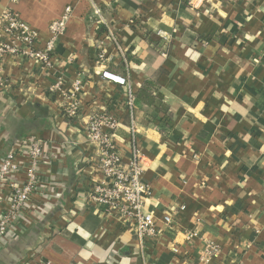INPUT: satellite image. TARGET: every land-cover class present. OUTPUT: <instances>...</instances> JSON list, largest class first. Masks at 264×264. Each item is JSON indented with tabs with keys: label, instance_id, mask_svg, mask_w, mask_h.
<instances>
[{
	"label": "crops",
	"instance_id": "crops-1",
	"mask_svg": "<svg viewBox=\"0 0 264 264\" xmlns=\"http://www.w3.org/2000/svg\"><path fill=\"white\" fill-rule=\"evenodd\" d=\"M68 6L52 67L0 61L8 82L0 86V164L21 139L62 149L43 166L50 185L36 197L42 213L0 247V264H264V0H0V16L19 13L44 47ZM104 68L126 76L135 93L157 84L154 105L136 103L147 209L159 229L145 251L123 217L86 197L89 113L117 116L125 161L132 151L126 87L103 79ZM60 75L66 89L83 83L73 122L66 97L50 90ZM206 244L219 253L203 260Z\"/></svg>",
	"mask_w": 264,
	"mask_h": 264
},
{
	"label": "built area",
	"instance_id": "built-area-1",
	"mask_svg": "<svg viewBox=\"0 0 264 264\" xmlns=\"http://www.w3.org/2000/svg\"><path fill=\"white\" fill-rule=\"evenodd\" d=\"M17 2L19 0H12ZM72 9L66 7L63 16L50 24V38L44 47H39V35L19 13L6 10L0 16V61L7 57L37 60L45 67L54 64L53 54L58 37L65 32L66 22ZM95 13L101 15L99 8ZM102 23L104 20H101ZM161 33V31H159ZM113 41L116 37L111 31L106 36ZM120 50L123 47H118ZM107 60L105 51L99 54V61ZM103 79L126 87L125 105L129 118L128 145L131 147L129 161L124 160L121 145L117 142L115 131L120 119L108 111H92L86 122V139L92 146L88 169L89 186L86 190L87 201L95 205H104V213L123 217L142 250H146L152 240L159 235L154 214L147 209L151 196L150 185L144 179L145 167L142 155L137 147L138 123L136 118V93L126 76L102 69ZM0 70V86L7 84ZM82 81L77 78L70 89L65 88L64 76L57 77L50 90L66 97L63 112L66 117L77 119L82 113L80 91ZM62 149H52L46 141L39 138H27L17 141L6 153L0 164V247L17 234L16 229H25L23 222L32 218V213L43 211L37 196L45 194L50 182L45 180L47 170L57 159ZM183 209V207H180ZM31 211L30 215H27ZM165 224L171 226L173 214L163 217ZM197 233L189 232L187 239L194 240ZM176 250V249H175ZM219 253L216 245L206 244L201 259L208 260Z\"/></svg>",
	"mask_w": 264,
	"mask_h": 264
},
{
	"label": "trees",
	"instance_id": "trees-1",
	"mask_svg": "<svg viewBox=\"0 0 264 264\" xmlns=\"http://www.w3.org/2000/svg\"><path fill=\"white\" fill-rule=\"evenodd\" d=\"M106 31H108V28L105 24H100L99 25V33H106ZM157 84L153 81H148L144 84V86L136 93V103H138L140 100L142 101H146V103L151 106L155 104V98L153 95V91ZM141 102V101H140ZM152 113V119L151 121H154L155 125H158V122L156 121V115ZM68 118L69 122H73L75 119L73 118ZM37 213V212H34ZM42 213V212H41ZM33 215V213H32Z\"/></svg>",
	"mask_w": 264,
	"mask_h": 264
}]
</instances>
